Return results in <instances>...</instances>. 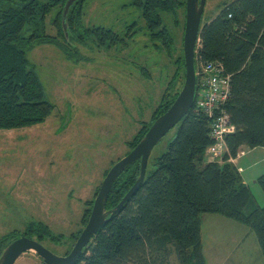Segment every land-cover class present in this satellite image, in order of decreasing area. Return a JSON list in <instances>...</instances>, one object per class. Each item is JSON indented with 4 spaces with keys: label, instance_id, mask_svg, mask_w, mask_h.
<instances>
[{
    "label": "trees",
    "instance_id": "16d2710c",
    "mask_svg": "<svg viewBox=\"0 0 264 264\" xmlns=\"http://www.w3.org/2000/svg\"><path fill=\"white\" fill-rule=\"evenodd\" d=\"M85 1L76 0L71 5L64 31L62 11L66 0H0V129L40 124L53 109L44 98L39 77L28 67L26 45L51 43L65 51L66 56L72 45L70 39L79 41L87 34L93 35L98 44L126 45L125 39L112 29H80ZM131 4L140 9L152 38H160L159 46L171 58L174 68L150 120L142 122L126 142L128 151L171 105L185 75L183 39L173 52L174 36L163 24L164 16L172 17L178 24L182 10L184 31L185 0H131ZM53 8L56 13L51 22L55 34L51 35L45 32V19ZM133 33L127 32L126 37L131 38ZM207 62H220L224 73L230 75L227 98L214 110L215 114L220 110L226 112L235 128L225 136L222 159L207 160L205 150L212 143V117L197 108L195 101L175 125L166 150L152 159L149 171L148 157L139 188L99 228L74 264H170L173 251L179 264H206L201 231L204 213L220 214L246 225L254 232L264 258V206L257 204L240 168L231 160L243 148H264V0L224 2L214 17L200 25L195 69ZM144 71L150 75L147 69ZM198 76L195 100L201 78ZM139 169V160H135L115 178L105 210L118 204L134 184ZM256 181L264 193V173ZM98 189L86 202L80 228L69 235L73 244L88 220ZM21 235L41 244L43 240L59 242L64 238L62 234L53 236L42 221L31 222L23 232L1 236L0 252Z\"/></svg>",
    "mask_w": 264,
    "mask_h": 264
},
{
    "label": "rangeland",
    "instance_id": "374dc122",
    "mask_svg": "<svg viewBox=\"0 0 264 264\" xmlns=\"http://www.w3.org/2000/svg\"><path fill=\"white\" fill-rule=\"evenodd\" d=\"M230 1L205 0L200 25ZM82 12L80 29H112L126 45L98 44L90 34L79 41L71 38L68 56L51 43L26 45L28 67L53 109L40 124L0 129V237L42 221L53 236H64L59 242L42 241L58 256L72 247L69 235L80 228L86 202L101 185L104 171L126 155V142L150 120L174 68L131 0H86ZM55 13L53 8L45 19L47 34H55ZM182 18V10L178 24L163 17L174 36L173 52L183 39ZM127 32L135 33L130 38ZM175 131L174 126L152 148L148 171ZM245 158L255 162L242 174L262 207L264 193L256 177L264 173V155L257 147ZM201 220L206 264H264L256 236L246 225L216 213H204ZM14 264L43 263L30 250ZM170 264H179L174 251Z\"/></svg>",
    "mask_w": 264,
    "mask_h": 264
},
{
    "label": "water",
    "instance_id": "95a60500",
    "mask_svg": "<svg viewBox=\"0 0 264 264\" xmlns=\"http://www.w3.org/2000/svg\"><path fill=\"white\" fill-rule=\"evenodd\" d=\"M75 1L76 0H66L63 6L62 23L64 31L66 28L65 19L67 13ZM204 5L205 0H185V22L182 43L185 75L181 89L171 105L152 122L136 145L109 168L93 200L88 220L71 250L65 255L58 256L37 240L21 235L6 244L1 250L0 264H14L20 254L30 250H33L45 264H74L83 248L88 244L99 228L103 226L139 188L145 176L148 157L152 148L182 119L195 102L197 80L194 66L195 46L199 39L200 21ZM135 160H139L140 169L134 184L114 208L105 210V203L112 183L124 168Z\"/></svg>",
    "mask_w": 264,
    "mask_h": 264
},
{
    "label": "built area",
    "instance_id": "2783aa9c",
    "mask_svg": "<svg viewBox=\"0 0 264 264\" xmlns=\"http://www.w3.org/2000/svg\"><path fill=\"white\" fill-rule=\"evenodd\" d=\"M195 72L197 76L201 77L198 80L199 87L196 94L197 99L195 100L196 106L206 112L209 117H212L209 132L212 143L205 150L207 160L220 161L226 151L225 136L234 132L235 128L230 123L226 112L220 110L215 114L214 110L218 109L220 102L225 101L227 98L230 75L224 73L220 62L200 63ZM240 153H242V150L239 151L238 155Z\"/></svg>",
    "mask_w": 264,
    "mask_h": 264
},
{
    "label": "crops",
    "instance_id": "0c3cea01",
    "mask_svg": "<svg viewBox=\"0 0 264 264\" xmlns=\"http://www.w3.org/2000/svg\"><path fill=\"white\" fill-rule=\"evenodd\" d=\"M257 147H255V148H252L251 150H249V151H247L246 150V148H243L242 149V152H243V154H242V156H240L239 157V155L237 156V157H235L234 159H233V163L237 166V168H240V174H241V176H242V178H243V181L249 186V184H248V182L246 181V177H244L243 176V172H244V170H247L248 168H250V166L252 165V164H255V162H253V163H250V160H248L247 158H245V156H246V154L247 153H252L253 151H255V149H256ZM258 148H260L261 149V153L264 155V148H261V147H258ZM243 158V159H242ZM246 159V160H245ZM241 160L243 161V165L241 164ZM258 174V173H257ZM262 174V173H261ZM260 175V174H259ZM259 175H257V177L259 176ZM255 175L253 174V175H251V177H254ZM256 177V178H257ZM250 187V186H249ZM251 189V188H250ZM201 231H202V223H201Z\"/></svg>",
    "mask_w": 264,
    "mask_h": 264
}]
</instances>
